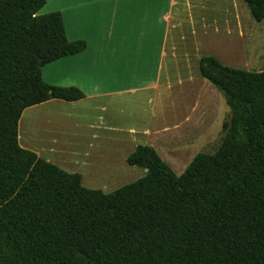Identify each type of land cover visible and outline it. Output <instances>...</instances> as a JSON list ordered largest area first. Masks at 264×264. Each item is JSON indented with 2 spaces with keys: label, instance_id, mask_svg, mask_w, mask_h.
I'll return each mask as SVG.
<instances>
[{
  "label": "trees",
  "instance_id": "obj_1",
  "mask_svg": "<svg viewBox=\"0 0 264 264\" xmlns=\"http://www.w3.org/2000/svg\"><path fill=\"white\" fill-rule=\"evenodd\" d=\"M244 2L264 19V0ZM45 4L0 0V264H264V70L201 57V77L231 112L215 152L177 175L138 145L126 162L144 176L88 189L18 141L26 108L85 97L42 78L45 65L86 48L67 39L60 12L39 13Z\"/></svg>",
  "mask_w": 264,
  "mask_h": 264
},
{
  "label": "crops",
  "instance_id": "obj_2",
  "mask_svg": "<svg viewBox=\"0 0 264 264\" xmlns=\"http://www.w3.org/2000/svg\"><path fill=\"white\" fill-rule=\"evenodd\" d=\"M181 3L46 0L39 13L60 12L67 39L85 41L86 48L45 65L42 78L52 86L76 87L85 97L75 102L50 99L26 108L18 123L19 145L65 171L67 158L80 154L75 143L124 147L135 135L146 137L150 144L157 141L154 137L169 138V123L139 133L131 123L132 104L141 92L164 96L163 78L168 108L172 105V68L186 71L188 62V57H181L183 65L178 70L170 54L172 21L185 7ZM153 98L151 103L157 97Z\"/></svg>",
  "mask_w": 264,
  "mask_h": 264
},
{
  "label": "rangeland",
  "instance_id": "obj_3",
  "mask_svg": "<svg viewBox=\"0 0 264 264\" xmlns=\"http://www.w3.org/2000/svg\"><path fill=\"white\" fill-rule=\"evenodd\" d=\"M182 2L185 7L172 21L170 54L178 70L183 65L181 57H188V62L186 71L172 68V105L169 109L163 78L160 90L164 96L141 92L132 104L131 123L139 133L169 123L170 137H154L157 141L150 144L146 137L135 135L124 147L75 143L80 154L67 158L63 166L69 173H79L84 187L109 193L144 176V169L126 162V155L138 145L152 146L177 175L197 153L215 152L231 112L224 94L201 77L197 65L201 57L213 56L233 68L264 70V19L256 22L244 0ZM151 97H157L153 103Z\"/></svg>",
  "mask_w": 264,
  "mask_h": 264
}]
</instances>
